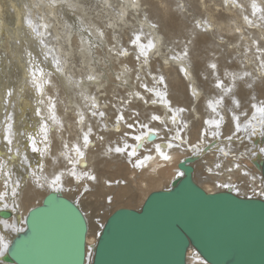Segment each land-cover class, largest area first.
<instances>
[{"label":"bare ground","instance_id":"bare-ground-1","mask_svg":"<svg viewBox=\"0 0 264 264\" xmlns=\"http://www.w3.org/2000/svg\"><path fill=\"white\" fill-rule=\"evenodd\" d=\"M195 1L156 0L159 20L143 0H0V211L14 215L0 219V258L56 191L88 220L91 264L118 203L132 205L140 191L142 205L147 192L169 189L188 157L207 192L264 195V0ZM206 3L209 16H190ZM12 78L19 86L7 93ZM136 121L148 128L132 131Z\"/></svg>","mask_w":264,"mask_h":264},{"label":"water","instance_id":"water-1","mask_svg":"<svg viewBox=\"0 0 264 264\" xmlns=\"http://www.w3.org/2000/svg\"><path fill=\"white\" fill-rule=\"evenodd\" d=\"M195 161H181L183 177L150 193L139 209L114 211L98 235L91 264H188L190 250L207 264H264V195L207 192L194 180ZM261 169L264 181V161ZM13 216L0 211L4 221ZM88 235L78 203L52 191L28 212L25 229L0 264H87Z\"/></svg>","mask_w":264,"mask_h":264},{"label":"rangeland","instance_id":"rangeland-1","mask_svg":"<svg viewBox=\"0 0 264 264\" xmlns=\"http://www.w3.org/2000/svg\"><path fill=\"white\" fill-rule=\"evenodd\" d=\"M143 2L146 4V8L148 9L147 11H146V13H147V15L148 16H153L155 13H154V11H153V6L155 5L154 3L156 2V0H143ZM194 2H196L195 0H194ZM177 3V2H176ZM149 4V5H148ZM150 4H153V5H150ZM192 4H193V2H192ZM200 4V3H199ZM209 4L210 3H206L205 4V9L203 8V9H199V11L198 10H194L193 12H190V16H192V15H195L196 17H199V16H203V17H206L207 15L209 16V14L212 12V6H209ZM156 7H159L158 8V12H161L162 10H163V8H161V5L159 6V5H155ZM154 6V8H156ZM194 6V5H193ZM207 6V7H206ZM209 6V7H208ZM201 8V7H200ZM204 10V11H203ZM163 12V11H162ZM192 13V14H191ZM209 13V14H208ZM157 14H159V15H157ZM157 14H155V16L157 17V19H159V18H161V15H162V13H157ZM159 17V18H158ZM160 20V19H159ZM158 23L160 22V21H157ZM161 24V23H160ZM162 25V24H161ZM10 28V27H9ZM185 31V30H184ZM186 32V31H185ZM189 35V34H188ZM50 38V40H53L52 39V37L51 36H49V35H47V37L46 38ZM44 38V37H43ZM41 39L42 40V43L46 46V42L44 41V39ZM11 40V39H10ZM45 46H42V48H45ZM57 58V57H56ZM0 62H1V59H0ZM56 66H57V64H58V66H61L62 64H63V62H61V61H59L58 59L56 60ZM1 72V71H0ZM159 77H161L160 75H159ZM9 82H10V84L11 85H9L8 87H6L7 89H6V92L8 93V92H10V90L11 89H13V91L14 90H17V87L19 86V81H18V79H14V78H12V79H10V80H8ZM9 88H10V90H9ZM32 96H26V98H27V101L30 103V102H32L31 100H32V98H31ZM30 100H29V99ZM247 108V107H246ZM242 111H245V110H242ZM26 118V119H25ZM18 120H20L21 122H22V120L23 121H26V123H30V116L29 115H27L26 117H23L22 116V118H21V115L20 116H18V118H17ZM28 145H29V143H28ZM106 177L110 180V176L109 175H106ZM113 179V178H112ZM117 179V178H116ZM115 179V181H119V180H116ZM197 182V184H200L201 183V185H202V187L203 186H205V184L201 181V179L198 177L197 178V180H196ZM201 181V182H200ZM200 185V186H201ZM152 189H154V188H152ZM211 189H214V187L212 186V188ZM163 190V189H162ZM137 191V190H136ZM154 191H157V190H153L152 192H154ZM159 191V190H158ZM152 192H147L148 194L147 195H149L150 193H152ZM134 196H136V197H138V198H135V200L133 199L131 202H132V205H128V203L127 204H123V206L122 207H124V205L125 206H127V207H124V208H131V209H139L140 208V206H141V204H139V201H140V197H141V192L140 191H138V192H136L135 193V195ZM132 198H134V197H132ZM131 198V199H132ZM131 202H129V204H131ZM118 209L119 208H122L120 205V203H118ZM83 207L86 209V206H84L83 205ZM115 209H117V208H115ZM88 213H90V215L88 214V217L90 218L91 217V211L90 210H86ZM90 211V212H89Z\"/></svg>","mask_w":264,"mask_h":264},{"label":"snow or ice","instance_id":"snow-or-ice-1","mask_svg":"<svg viewBox=\"0 0 264 264\" xmlns=\"http://www.w3.org/2000/svg\"><path fill=\"white\" fill-rule=\"evenodd\" d=\"M50 2L52 3V6H55V0H50ZM136 2H137V0H133V3H136ZM136 39L139 41L140 37L138 36ZM141 54L144 55V53H141ZM212 67L215 68L216 65L213 64ZM37 71H41V70H37ZM36 75H37V73H36V72H33V76H34L33 86H34L37 90H41V89H40V86H39L38 84H36V80H35ZM88 79H89V80H93L94 77L90 75V76L88 77ZM159 83H164V81L161 79V80L159 81ZM220 86H221V85H220L219 83L216 85L217 88H219ZM181 111H184V110L181 109ZM262 111H264V109H262ZM120 119L122 120V119H123V116H121ZM153 119H154V120H158L159 118H158V117H153ZM173 120H175V117H173ZM137 124H139L141 128H144V129L148 128V125H146V124H140L139 121H136V122L133 123V124H128V128L131 129L132 131H135V128H136V125H137ZM8 131H9L10 135L3 136L2 138L6 141L7 144L10 145V144L13 143V140H12L11 136L15 135V133L11 132V129H9ZM151 134H152V135H155L156 133H155V132H151ZM251 134H252V135H255V132H253V133H251ZM212 135H213V137H215L216 134L213 132ZM133 138H134L135 140H138V141H143V140L145 139V137H144L143 135L135 136V137H133ZM83 140H84V143L87 144L89 138H88L87 136H85V137L83 138ZM171 146H172L171 144L168 145V147H171ZM32 151H33V152L38 151V149H37V145H36V142H35V141L32 142ZM75 151H76V153H77V155L79 156L80 159H83V158H84V153L81 152L80 148H76ZM156 151H157V152H158V153H159V154H160L165 160L169 159L168 155H166V154L162 151V149H161V147H160L159 145L156 146ZM262 151H264V150H262ZM115 152H116V153L128 152V148H124V149H122L121 147H116V148H115ZM132 154L134 155V153H132ZM143 164H144V159H140V160H137V161H136L135 166H137V167H141V166H143ZM89 179H95V177H89Z\"/></svg>","mask_w":264,"mask_h":264},{"label":"built area","instance_id":"built-area-1","mask_svg":"<svg viewBox=\"0 0 264 264\" xmlns=\"http://www.w3.org/2000/svg\"><path fill=\"white\" fill-rule=\"evenodd\" d=\"M190 251H193L194 253H192V264L196 263V261H198V256L200 257V255L195 251V250H190ZM190 251H189V254H188V258H189V255H190Z\"/></svg>","mask_w":264,"mask_h":264}]
</instances>
